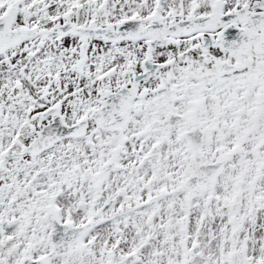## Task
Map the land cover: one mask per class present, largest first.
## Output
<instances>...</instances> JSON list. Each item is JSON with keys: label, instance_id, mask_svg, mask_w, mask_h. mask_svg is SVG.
<instances>
[{"label": "snow or ice", "instance_id": "1", "mask_svg": "<svg viewBox=\"0 0 264 264\" xmlns=\"http://www.w3.org/2000/svg\"><path fill=\"white\" fill-rule=\"evenodd\" d=\"M0 264H264V0H0Z\"/></svg>", "mask_w": 264, "mask_h": 264}]
</instances>
